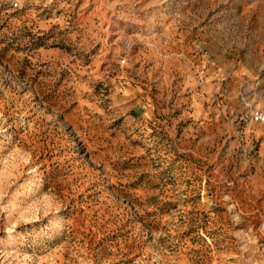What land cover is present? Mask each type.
Masks as SVG:
<instances>
[{
	"label": "rangeland",
	"instance_id": "374dc122",
	"mask_svg": "<svg viewBox=\"0 0 264 264\" xmlns=\"http://www.w3.org/2000/svg\"><path fill=\"white\" fill-rule=\"evenodd\" d=\"M264 0H0V264H264Z\"/></svg>",
	"mask_w": 264,
	"mask_h": 264
},
{
	"label": "built area",
	"instance_id": "2783aa9c",
	"mask_svg": "<svg viewBox=\"0 0 264 264\" xmlns=\"http://www.w3.org/2000/svg\"><path fill=\"white\" fill-rule=\"evenodd\" d=\"M255 119H256V121H258V122L264 123V110L255 113Z\"/></svg>",
	"mask_w": 264,
	"mask_h": 264
}]
</instances>
